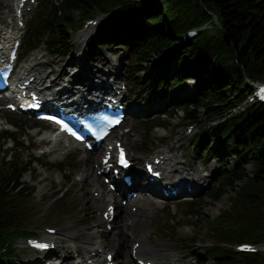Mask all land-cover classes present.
Instances as JSON below:
<instances>
[{
  "label": "trees",
  "instance_id": "obj_1",
  "mask_svg": "<svg viewBox=\"0 0 264 264\" xmlns=\"http://www.w3.org/2000/svg\"><path fill=\"white\" fill-rule=\"evenodd\" d=\"M100 14L109 17L91 43L99 48L127 46L131 61L126 83L131 93L162 94L164 88L193 78L189 72L193 68L207 71L199 76L193 95L173 99L171 104L184 114V124L200 125L190 146L203 150V160L215 158L223 165L224 156L230 155L236 163L225 165L215 187L187 202L189 215L197 218L205 207L202 198L216 203L232 193L230 206L208 219L210 239L195 259L198 264H264V251L240 252L232 247L264 242V102L235 111L252 92L250 82H264V0H39L25 37L24 55L42 42L53 51L69 45L83 21ZM202 26L195 37L185 36L187 30ZM170 50L175 52V71L165 64L156 77H146L148 65ZM182 61L191 68L185 69ZM163 116L172 114L164 111L140 120L137 128L150 134L166 127ZM231 136L233 144L228 141ZM11 137L8 131H0V149ZM215 141L220 144L214 148ZM35 162L29 157L11 164L0 157V264H16L15 234H35L20 225L23 202L33 193L20 178L32 171ZM52 169L61 172L65 167ZM187 241L195 244L194 237Z\"/></svg>",
  "mask_w": 264,
  "mask_h": 264
},
{
  "label": "rangeland",
  "instance_id": "obj_2",
  "mask_svg": "<svg viewBox=\"0 0 264 264\" xmlns=\"http://www.w3.org/2000/svg\"><path fill=\"white\" fill-rule=\"evenodd\" d=\"M37 4L38 2L31 7L26 6L24 9L23 21L25 26L21 31L22 45L19 49V56L22 57L17 62V70L28 66L34 61L32 60L33 58H37L42 60L43 64L36 66V68L42 71V74L48 75L44 77L46 78L43 82L44 85L51 83L48 80L55 77L64 66L67 73L79 71V73H83L84 76L92 80L98 78L115 79L119 85L125 84L127 81L126 69L131 61V51L127 46L115 44L99 48L93 46L90 41L97 32L98 27L105 22L106 15L97 17L98 22L92 27L91 31L85 33L84 29L86 28L82 25L78 33L73 36L71 44L65 45L63 48L53 51L46 43L42 42L37 49L23 55L26 30L31 20L35 17ZM13 6L14 0H0V29L4 24L10 25L13 22ZM83 33L86 34L85 38L79 41V36ZM61 53L66 54L62 56ZM73 55H76L77 58L75 64L66 65V58H71ZM174 55L175 52L170 50L167 54L155 58L148 65L149 68L145 73L146 77H156L158 70L165 64L169 70L175 71L177 66L173 61ZM87 56L90 58L87 59ZM104 58L108 59L109 62H105ZM84 62L92 66L93 69L83 70L80 64ZM182 63L185 69L191 68L186 61H182ZM97 68L103 73L110 71V74L103 75L102 72L93 74ZM189 72L194 75L193 78L184 80L180 85L173 86L172 89L164 88L162 94L152 90H146L144 93H131L128 87L121 86L124 89L123 96L129 100L128 105L138 106L140 112L127 114L124 124L113 132L111 138V144L115 140H122L128 143V151L134 157V171L142 169L143 161L148 159L153 153L174 146L181 162L179 165L181 170L191 171L190 169L193 168L195 171L201 170L202 174L205 173L208 176L203 182L202 190L192 196L184 197L186 200L201 198L211 187L216 186L219 177L225 170V165L236 163L230 155L224 156L222 166L215 159L204 162L201 155L203 150L190 146L191 141L201 127L196 124L191 131H188L187 125L183 123L184 114L177 111L171 104L173 99L176 100L178 97L193 95L200 80L199 76L201 74L207 75V71L202 70L200 73L194 68ZM61 77L62 79L59 78L55 82L60 83L65 80V76ZM246 101L240 103L235 111H240L249 106L250 103ZM154 106L156 107L154 108ZM163 111H170L172 114V117L163 116L162 121L166 124V127H157L150 134L144 133V131L137 128L139 120L146 116H156ZM1 120H6L11 125V128L5 129L4 125L0 124V130H7L14 141L20 144L19 148H16L13 139L6 141L3 148L0 149L2 161L8 160L12 164L20 160L24 161L29 157L38 160V162L33 164L32 171L24 172L20 178L26 187L33 190V193L28 195V198H25L24 205L21 207L22 217L20 225L24 229L34 230L38 238H54L56 244H68L73 250L75 260H78L79 256L85 255L88 251L90 244H85L86 239L84 236L86 232L99 229L102 233L98 234L100 237L97 238V241L101 242L104 252H112L115 255V260L118 264H136L130 256V248L133 242L141 240L142 235L147 236L150 246L162 245L160 250L145 256L153 264H173L176 258H178V264H197L196 255L202 253L204 242H209L210 239L207 235L208 219L216 217L222 210L230 206L231 192L216 203H211L208 198H202L201 201L205 207L196 218L187 214L185 205L179 203L180 198L169 200L153 198L156 202V208L152 216L149 217V222H144L142 225L138 222L132 229L126 231V237H129V242L127 250L122 252L119 245L120 237L118 238L115 233L118 230L117 225L120 222H124V216L117 214L114 220L115 223H112V228L109 230L104 227V224H99L102 219L99 213L101 210H97V205L100 203L98 196L95 195L97 191H93L94 188L91 186L90 179L83 181L81 177L82 170L86 166L96 169L94 164L98 162L103 149L100 148L96 153L95 151L89 152L84 149H78L76 148L77 146L69 150L68 148L63 149L62 143H60V146L55 151L45 153L44 151L48 149L50 143L49 141L37 142V136L48 131L46 123L37 122L26 114L11 112L4 108L3 104L0 105ZM33 130L37 131L34 135L30 133ZM228 141L232 144L235 143V139L232 136ZM219 144V142L215 141L212 146L215 148ZM10 150L11 152L8 154ZM86 158H89L88 163L85 162ZM56 164L63 165L65 169L61 172L55 171L52 167ZM245 168L248 172L252 170L251 165ZM213 169L214 171H212ZM98 181L104 189H107V184L103 181L102 176H99ZM40 186L44 187V189L38 192ZM65 186H67V190L64 189ZM58 192L60 194L62 192L63 196L57 198L60 196V194L57 195ZM26 194H29V192ZM105 198L108 199L107 196ZM141 202L138 200V204ZM133 206L137 207V205ZM79 219H85V221L76 224ZM45 226L55 228L56 233L53 235L48 234L44 230ZM66 226H70L80 235L75 239H69L63 234ZM190 237L195 238V244L188 243L187 240ZM25 238L26 236L15 234L12 240L16 264H36L39 260L45 263V258L47 259L49 255H55L56 250L46 254H34L29 249L24 248ZM233 247L235 248L236 244ZM259 249L264 250V243L260 244ZM104 252L100 254V259L102 260Z\"/></svg>",
  "mask_w": 264,
  "mask_h": 264
},
{
  "label": "bare ground",
  "instance_id": "obj_3",
  "mask_svg": "<svg viewBox=\"0 0 264 264\" xmlns=\"http://www.w3.org/2000/svg\"><path fill=\"white\" fill-rule=\"evenodd\" d=\"M20 30L21 28L20 29L16 28V33L18 34ZM85 35H86L85 33L81 34L79 36V41H82L85 38ZM61 54L62 56H64L66 53H61ZM88 58L90 57L87 56V59ZM32 60H34V64H32V67L30 66L31 64L29 66H24L18 71V75H22L25 73V71H27V74L24 77V79L28 78L29 76H34L35 80L43 79L44 77H47L48 76L47 74H42V71H39L36 68V66L42 65L43 61L37 58H33ZM76 61H77L76 55H73L71 56V58H66V65H74ZM104 61L107 63L109 62V60L106 58H104ZM80 66L83 70H87V71L93 69L92 66H90L89 64H86L85 62L81 63ZM98 72H102V71L99 68H97L93 72V74L98 73ZM66 75H67V71H66V67L64 66L63 69L60 72H58V74L55 77L48 80V82L58 80L59 78L62 79L61 76H66ZM73 79L78 80V81H83L85 83V86H87L88 88L93 89L95 87L94 81L91 80L89 77L84 76L83 73H80L79 75L73 77ZM66 82H67L66 80H62L60 83H57L56 81L55 85L62 86V84ZM97 86L107 89L108 91L112 90V87L104 85V81H102ZM44 88L45 89L43 91L39 90L41 95L48 96L49 94L52 93L51 88H46V86H44ZM87 94L88 93H86V95ZM80 95L82 96V93H80ZM155 107L156 106H154V108ZM129 110L130 112H132V114L140 112V108L133 104L129 106ZM0 123L4 125H9V123L6 120H1ZM36 132H37L36 130H33L30 133L34 135ZM50 135L51 134L48 135V133L45 132L37 136V142L39 143H42L44 141H49L50 144H49L48 149L46 150L47 152L55 151L58 148V146H60V143H62L63 149H67L69 145H71V142H69L67 139L62 141L60 138H57L54 141H51L48 138ZM71 147H73V145ZM99 148L95 150V153L99 150ZM175 150L176 149L174 146H170L166 150L161 149L155 152L157 154L155 157L161 158V163L156 166L158 167L157 169L161 170L163 173V182H162L163 186L165 187L166 184L168 183L170 184L174 183V180L176 179L178 180L184 179L185 182L181 185L182 192L186 191L184 184L187 181H189L192 187V191H193L192 193L199 191L200 186L203 185V182L206 179L205 173L202 174V172L195 171L193 168L190 169L191 171H187V172H186V169L181 170L179 166L181 162ZM88 160L89 158H86L85 162L88 163ZM101 168L102 166L100 165L99 162H98L96 169H91L88 166H86L85 169L82 170L81 177L83 181H85L86 179H90L91 186L94 188L93 191L94 192L97 191L98 198L100 200V203L97 205V210H101L100 212L101 217H102V212H104L106 209L104 207H107L109 204L115 206L116 214H119L120 216H124V222H120L117 225L118 230L115 234L118 238L120 237L119 245H120L122 252H125L127 250V246L129 242V237H126V231L132 229L138 222L140 223V225L144 224V222H147V223L149 222V217L152 216L156 208V202L153 198L158 197V194L160 192L159 185L152 184L151 187H148V185H146L144 186V188H140L141 180H147L148 177L146 176L147 173L143 171V169H138L133 174V184L131 187L133 190L138 192V196L137 195L134 197L130 196L127 202L124 205H122L120 204V202H118L116 196L112 195L113 193L111 191H109L108 189H104L103 186L99 183L98 181L99 175L96 173V171ZM212 171H214V169ZM153 186L156 190L153 188ZM121 188L124 190L123 191L124 194H125V191L129 190L128 187L125 186L123 182L121 183ZM43 189L44 187L40 186L38 192H41ZM106 196L108 197V199L105 198ZM122 198H124V196ZM138 200L142 202L138 204ZM128 205L129 207H127ZM133 205H137L138 212H137V209L135 212L132 211L130 207ZM116 214L114 218L109 222L101 218L102 220L100 221L99 224H104V227H106V223H109L112 225V223H115L114 220H115ZM84 221L85 219H79L76 221V224L84 222ZM65 229H66L64 231L65 233L63 234L69 239H75L76 237L80 235L78 232L73 230L70 226H66ZM101 233L102 232L99 229L95 231L91 230V231L86 232L84 236L86 239L85 244L87 245L90 244V245L88 247L87 253L85 255L79 256L80 258L78 260L74 259L73 250L69 247L68 244H57L55 246L53 250L54 252L56 250L55 252L56 257L60 259V262L62 264H103V261H101L100 255H99V252H100L99 248L102 247L101 242L97 241V238L100 237L98 234H101ZM140 239L141 240L139 241L141 242L137 249L138 258H143V256L151 252L154 253L160 250V247L162 246V245L150 246V243H148L147 241L146 235H142ZM50 240H54V238H51ZM145 260H148V258H146ZM177 260L178 258L174 259L173 264H178ZM57 262L58 261H55V262H52L51 264H57ZM36 264H46V263H42V261L39 260V262H37Z\"/></svg>",
  "mask_w": 264,
  "mask_h": 264
},
{
  "label": "snow or ice",
  "instance_id": "obj_4",
  "mask_svg": "<svg viewBox=\"0 0 264 264\" xmlns=\"http://www.w3.org/2000/svg\"><path fill=\"white\" fill-rule=\"evenodd\" d=\"M121 163H124L123 152L121 151ZM40 247H46V245H40Z\"/></svg>",
  "mask_w": 264,
  "mask_h": 264
}]
</instances>
